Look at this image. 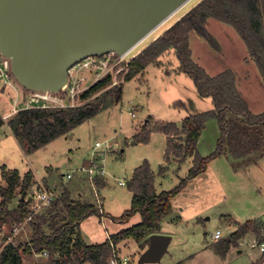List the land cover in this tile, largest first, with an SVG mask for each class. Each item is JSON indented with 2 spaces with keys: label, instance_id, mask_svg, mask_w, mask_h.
<instances>
[{
  "label": "rangeland",
  "instance_id": "rangeland-1",
  "mask_svg": "<svg viewBox=\"0 0 264 264\" xmlns=\"http://www.w3.org/2000/svg\"><path fill=\"white\" fill-rule=\"evenodd\" d=\"M200 1L192 2L127 56L125 61L114 70L101 71L102 76L100 77V72L97 70L77 65L72 70L73 78L68 82L71 88L50 95V99L30 103L34 92H25L18 82L17 85L21 90L24 89L25 93L20 94L21 97L17 104H15L14 92L0 93V134H2L0 136V159H3L10 167L17 169H23V166L28 162H32L34 169L39 170L41 176L46 175L47 168L52 167L58 182L55 179L51 181L47 178L36 179L44 182L49 188L58 191L61 189L60 195L64 192L70 193V187L73 188V186L81 184L82 190H86L85 198L81 201L95 204L93 189L88 184L87 176L82 175L81 168H85L82 167L85 160H91L97 152H101L104 157L105 179L109 184V190H102L101 186L98 187L103 209L105 213L113 217L123 215L132 206V194L128 186L121 187L119 183L127 182L128 180L124 177H130L133 170L144 160L149 161L156 175L159 174L166 148L164 135L155 132V134H151L147 144L131 145L133 124L136 121L132 117V112L140 111L138 117L140 121L142 120L140 127H143L146 122L152 126L159 123L182 124L183 120L190 115L214 109L212 99L200 96L193 79L180 71L179 60L174 48L169 49L160 57L159 67L154 65L148 67L146 79H137V81L143 82L142 85H135V83L126 85L122 98L116 96L111 101V103H119L85 121L70 131L66 135L67 137H61L45 148L32 152L28 149L30 146L26 145L25 147L19 143L22 147L19 146V149L25 155L22 156L21 152L14 149L13 146L11 147L12 139H5L2 130L4 129L6 132L10 119L23 109L61 110L97 102L102 92L95 93L88 99H83L82 95L108 75H112L113 83L103 93L113 87L121 89L125 82L120 74L127 72L132 58ZM206 28L216 44L214 45L197 33H192L191 50L194 61L212 76L227 70L236 73L238 88L249 108L255 114L263 113L264 81L244 40L233 26L217 18H209L206 21ZM120 68L123 70L125 68V71L117 73ZM74 86H76V90L72 92ZM177 102H183L187 108L175 107ZM146 113H148V117L145 116ZM6 116L8 117L5 118ZM219 137L218 122L216 120L209 121L198 143L197 151L200 157L206 158L216 151ZM177 138L176 143L179 144L181 141L179 137ZM96 143H101L102 147L95 150ZM121 153L124 156L122 160L118 158ZM193 165V159H186V162L181 166H178L177 163L173 164L167 176L158 180L161 183L160 187L166 191L176 188L183 179L188 177L189 170ZM69 174L72 175L71 180L67 179ZM34 176L36 177L35 174ZM101 179L104 183L105 180ZM0 185L6 186L2 177V166L0 167ZM187 185L172 199V215L161 228V231L166 233L164 235L173 238L169 253L161 264L183 262V264H252L253 258L259 257L261 254L264 255L260 249L261 244L264 243V227L261 238L250 232L231 246L239 250L249 249V251L242 254L229 251L222 259L211 253V250L215 249L220 252L222 249V244L219 247L217 245L222 240L229 238L231 233L229 225L233 228L234 225L245 224L248 220L264 218L260 215L264 210V157L253 159L248 163H241L230 156L218 157L209 163L206 172L189 180ZM76 189L73 188V190ZM17 192L12 208L17 207L21 198L20 190ZM47 209L42 210L39 214L44 213ZM131 224L132 222L128 226ZM2 226L5 225H0V241L14 235V231L9 226L6 225L7 229L5 228V230ZM128 226L124 225L122 228ZM49 227L45 226V231L48 234L51 232ZM30 228L29 225L25 226L15 236L14 241L11 242L9 239L8 243H25L32 232ZM82 228L89 238L92 237L99 241L105 239V233L114 234L117 230L112 222L109 223L103 219L100 223L97 217L85 220ZM217 231L222 232L223 238L216 243L213 235ZM117 248L120 253L131 257L135 264L147 249L141 250L139 244L133 240H125L119 243ZM263 260L257 258L253 264H261ZM23 261L24 264H52L49 255H24ZM68 264L77 263L72 260Z\"/></svg>",
  "mask_w": 264,
  "mask_h": 264
},
{
  "label": "trees",
  "instance_id": "trees-1",
  "mask_svg": "<svg viewBox=\"0 0 264 264\" xmlns=\"http://www.w3.org/2000/svg\"><path fill=\"white\" fill-rule=\"evenodd\" d=\"M209 18H217L236 29L246 43L264 81V0H201L138 52L129 62L127 72L120 74L124 82H129L147 67L156 64L169 49L174 48L180 71L193 79L200 96L212 99L213 110L186 117L181 127L176 123L152 126L146 122L135 137L137 142L147 144L152 133L165 134L166 163L171 161L172 156L181 161L193 157L194 165L190 168L188 177L176 188L158 193L155 186L156 174L149 161L145 160L135 169L128 182V189L133 193L131 208L121 217L112 218L116 223L127 224L134 216L140 215L141 221L111 235L105 242L93 245L84 241L80 225L92 216L102 217L103 214H100L94 204L70 200L69 193L64 192L49 209L38 214L28 224L32 230L30 242L8 243L4 247L0 253V264H24V255L32 256L44 251H48L52 264H68L72 260L77 264H106L118 244L125 240H133L139 244L141 250H145L150 244V237L160 233L162 222L172 214V199L186 187L189 180L206 172L212 160L230 156L241 163H248L264 157V112L255 114L249 108L238 88L236 73L227 70L212 76L193 59L192 33L216 44L206 28ZM112 83L113 77L108 75L84 92L83 99L102 92L95 103L61 110L23 109L10 119L8 125L21 145L30 146L28 149L32 152L40 150L114 105L111 101L116 96H122L123 86L121 89L109 88L103 93ZM25 91L28 92L26 89ZM175 107L185 108L186 105L177 102ZM211 120L218 122L220 137L216 151L203 158L198 154L197 147L207 123ZM177 137L181 141L179 144L176 143ZM166 171L167 166H161L159 174ZM2 177L6 186L0 185V225H7L13 231L32 212L26 199L34 181V173L28 171L22 176L18 170L10 171L2 166ZM97 183L102 186V179H98ZM18 190L21 198L17 207L12 208ZM45 226H50L52 232L48 234ZM263 227L264 222L261 220L239 224L228 239L218 243L217 247L220 244L223 247L217 253L225 256L231 246L250 232L261 238Z\"/></svg>",
  "mask_w": 264,
  "mask_h": 264
},
{
  "label": "water",
  "instance_id": "water-1",
  "mask_svg": "<svg viewBox=\"0 0 264 264\" xmlns=\"http://www.w3.org/2000/svg\"><path fill=\"white\" fill-rule=\"evenodd\" d=\"M188 0H0V52L26 90L57 94L92 56H124ZM172 238L153 234L137 264H156Z\"/></svg>",
  "mask_w": 264,
  "mask_h": 264
},
{
  "label": "built area",
  "instance_id": "built-area-1",
  "mask_svg": "<svg viewBox=\"0 0 264 264\" xmlns=\"http://www.w3.org/2000/svg\"><path fill=\"white\" fill-rule=\"evenodd\" d=\"M125 56H119L116 53H109L103 56H92L89 57L82 62L78 63L77 65H83L84 68H91L97 70L99 73V77L101 75V71L115 69L119 66L122 62L125 61ZM75 65L73 68L77 67ZM70 70L69 80L73 78L72 70ZM125 71V68H120L117 73H121ZM78 83V82H77ZM77 85V84H76ZM71 88V85H67L64 91H67ZM23 89V88H22ZM24 90V89H23ZM20 87L17 85V81L14 78L11 70V61L7 57L3 56L0 52V93L4 91L14 92L16 96L15 104L18 103L19 98L21 97L20 94L25 93ZM76 90V86L73 87L72 92ZM52 95L50 93H37L34 92L33 96L30 98V103L39 102L40 100H47L50 99L49 96ZM23 98V97H22ZM36 107V106H35ZM16 110V108L14 107ZM14 110V111H15ZM6 116L5 118H7ZM97 149L102 147L101 143H96ZM103 153L97 152L94 157L90 160V163L87 167L81 168L82 175L84 174L87 176V181L90 187L93 189V193L95 196V204L96 207L99 209L101 213L102 211V202L100 200V194L98 192V183L97 180L101 178H105L106 171L104 168V157L102 156ZM67 179L71 180L72 175H67ZM125 182H121V185H125ZM61 190V189H60ZM59 190V191H60ZM58 190L49 188L45 185L44 182L41 180H37L33 182L28 195L30 199L33 201L32 212L26 219V221L14 228V235L10 237V241L13 242L15 236L21 232L25 226H27L30 222L34 220V218L42 211L52 206V204L61 196ZM62 193V192H61ZM221 238V232L217 231L214 234V239L219 240ZM261 251L264 252V243L261 244ZM39 256H48V251H44L42 254H38ZM106 264H135L132 258L120 253L118 248H115L113 254L110 256Z\"/></svg>",
  "mask_w": 264,
  "mask_h": 264
},
{
  "label": "crops",
  "instance_id": "crops-1",
  "mask_svg": "<svg viewBox=\"0 0 264 264\" xmlns=\"http://www.w3.org/2000/svg\"><path fill=\"white\" fill-rule=\"evenodd\" d=\"M161 64V62H160V58L158 59V61H157V63L156 64H153L154 66H156V67H159V65ZM150 66H152V65H150ZM149 66V67H150ZM147 71H148V67L140 74V75H138L136 78H134L133 80H131V81H129V82H125L124 83V86H123V88H122V96H123V91H124V88L126 87V85H130V84H132V83H135V85H142V83L141 82H139V81H137V79H142V78H145L146 79V77H147ZM122 96H121V98H122ZM117 103H119V102H117ZM117 103H115V104H117ZM114 104V105H115ZM113 106V105H112ZM112 106L111 107H109L108 109H106V110H104V111H107V110H109V109H111L112 108ZM187 108V107H186ZM134 111V110H133ZM103 112V111H102ZM139 112L140 111H134V112H132V117H134V119H136V121L134 122V124H133V135H132V138H131V141H132V143H131V145L132 146H135V145H137V144H139V142H137L136 141V139H135V137H136V135L137 134H139L140 132H141V130H142V127H140V122L142 121H140V119H139V117H138V114H139ZM146 117H148V113H146V115H145ZM152 117V116H151ZM145 124V123H144ZM179 125V127H181V124H178ZM1 131V130H0ZM2 132H3V136H5V139L7 138V139H12V143H11V147L13 146V148L14 149H16L18 152H21L20 151V149H19V146L21 147V145L19 144V141H18V139L13 135V133H12V131H11V129L8 127L7 129H6V132H5V130L3 129L2 130ZM70 133V132H69ZM68 133V134H69ZM155 133H159V132H155ZM155 133H152V134H155ZM160 134H162V135H164V138L166 139V148H165V153H166V150H167V136L165 135V134H163V133H160ZM2 134H0V136H1ZM63 137H67L66 135L65 136H63ZM51 144V143H50ZM49 145V144H48ZM47 145V146H48ZM46 146V147H47ZM22 148V147H21ZM45 148V147H44ZM23 150V149H22ZM95 150H97V147H96V149ZM123 152V154H124V150L122 151ZM114 153V152H113ZM21 155L23 156L24 154H22V152H21ZM25 156V155H24ZM118 158L120 159V160H122L123 158H124V156L122 155V153L121 154H119V156H118ZM189 159H193V157H189V158H187V160H189ZM145 161V160H144ZM143 161V162H144ZM142 162V163H143ZM184 162H186V159L184 160V161H181L180 159H178V158H176V157H174V156H172L171 157V161L169 162V163H166L165 162V154H164V160H163V164H162V166H167V171L164 173V174H157L156 175V178H155V186H156V190H157V192L158 193H160V192H163V191H166V190H163L160 186H161V183L158 181L159 179H163V178H165L166 176H167V174H168V172H169V169H170V167L173 165V164H175V163H177L178 164V166H181L182 165V163H184ZM89 163H90V160H85L84 162H83V165H82V167H87L88 165H89ZM141 163V164H142ZM140 164V165H141ZM181 164V165H180ZM140 165H138L137 167H139ZM1 166H6L7 168H8V170H10V171H12V170H18L22 175H24L26 172H28V171H32L35 175H36V177L34 176V179H35V181H37V179H40V178H42V179H45V178H47V180H49V181H51L52 179H55L56 180V182H58V180L56 179V173L53 171V168L52 167H49V168H47V174L46 175H44V176H41V174H40V171L39 170H36V169H34V167H33V163L32 162H28L27 163V165H25V166H23V169L22 168H20V169H17V168H15V167H10L7 163H5V161L3 160V159H0V167ZM136 167V168H137ZM135 168V169H136ZM152 168V167H151ZM135 169L133 170V172H132V174H131V176L129 177V176H125L124 178L126 179V180H128L127 182H126V184L125 185H121V182L119 183V185L121 186V187H127L128 185V182L132 179V176H133V173H134V171H135ZM153 171V170H152ZM154 172V171H153ZM37 178V179H36ZM105 181H104V183L102 184V186H101V188H102V190H109L108 189V187H109V184H108V182H107V179H105V178H103ZM121 181H124V180H121ZM34 182V181H33ZM82 182L84 183V181L82 180ZM106 183V184H105ZM58 184V183H57ZM85 184V183H84ZM81 187V189H80V187ZM188 186V185H187ZM98 187H99V185H98ZM71 189L69 190L70 191V193H69V195H70V200H74V201H81L83 198H85V196L84 195H86V190H82V186H81V184H77V185H75V186H73V188H77L76 190H73V188L72 187H70ZM130 193L132 194V198H133V193L130 191ZM89 195H91L92 196V194H89ZM90 198V197H89ZM91 199V198H90ZM26 202H29V204L30 205H34L33 204V201L30 199V197H29V195L27 196V199H26ZM102 202V201H101ZM92 204H94V203H92ZM31 206V207H32ZM14 208H16V207H14ZM49 209V208H48ZM129 210V209H128ZM102 211H103V215H102V217L101 216H92V217H97L99 220H100V223H102V220L103 219H105L106 220V222H112V225H115L116 226V228H117V230L115 231V233L114 234H116V233H118L119 231H121L122 229H126V228H129V227H132V226H134V225H136V224H138L140 221H141V217H140V215H136V216H134L130 221H129V223H127V224H121V223H116V222H114L113 220H112V218H119V217H113V216H111L110 214H107V213H105V211H104V209H103V206H102ZM171 215L172 214H170L167 218H165L164 219V221L162 222V225L164 224V222L166 221V220H170V217H171ZM260 215L261 216H263L264 217V210H262V212L260 213ZM122 216V215H121ZM120 216V217H121ZM91 218V217H90ZM89 219V218H88ZM173 220V219H172ZM252 220H263L264 221V218L262 219V217H258V218H255V219H252ZM248 221H250V220H248ZM132 222V224H131V226H128L130 223ZM247 222V221H246ZM85 224V221L84 222H82L81 223V225H80V232H81V235H82V237H83V239H84V241L88 244V245H93V244H99V243H103V242H105L106 240H108V238L111 236V235H113V234H110V233H105L106 235H105V239H103V240H97V239H93L92 237L91 238H89L86 234H85V232H84V229L82 228V226ZM239 224H241V223H239ZM238 224V225H239ZM124 225H127L128 227H125V228H122V226H124ZM238 225L236 224V225H234L233 226V228H231L232 226L231 225H229L230 226V230H231V233L232 232H234L237 228H238ZM3 227V230H5V228L7 229V226L5 225V226H2ZM162 228V227H161ZM107 230V229H106ZM1 231V230H0ZM30 231H31V228H30ZM52 232V231H51ZM30 233H32V232H30ZM230 233V234H231ZM159 234H166L165 232H162V231H160V233ZM10 237V236H9ZM9 237H6V238H3V240L2 241H0V253L2 252V250L4 249V247L8 244V242H9ZM171 238H172V236H171ZM222 238H223V234H222V232H221V238L219 239V240H215L214 239V235H213V239H214V241L217 243V242H220L221 240H222ZM30 240H31V234H30V236L28 237V239H26V242H30ZM172 240H173V238H172ZM4 241V242H3ZM3 242V243H2ZM171 243H172V241H171ZM170 246H171V244H170ZM170 246H169V248H170ZM169 248H168V251H167V253L163 256V258L161 259V261L159 262V263H156V264H161V262H162V260L164 259V257L169 253ZM212 248V247H211ZM207 249V248H206ZM213 249V248H212ZM229 251H232V252H236V253H239V254H242L243 252H245V251H249V249H236V248H234V247H231L230 248V250ZM228 251V252H229ZM251 252V251H250ZM211 253H212V255H214V256H218L219 258H223V257H221L218 253H217V251H215V249H214V251L213 250H211ZM35 255H37V256H39L38 254H36V253H34ZM225 257V256H224ZM258 258V260H261V259H264V255L263 254H261V256H259V257H256V258H253V260H252V264H253V262L256 260ZM184 263V262H183ZM80 264H91V263H89V262H86V263H80ZM261 264H264V260L262 261V263Z\"/></svg>",
  "mask_w": 264,
  "mask_h": 264
},
{
  "label": "bare ground",
  "instance_id": "bare-ground-1",
  "mask_svg": "<svg viewBox=\"0 0 264 264\" xmlns=\"http://www.w3.org/2000/svg\"><path fill=\"white\" fill-rule=\"evenodd\" d=\"M195 0H188L184 3L173 15H171L166 21H164L159 27H157L152 33H150L146 38L140 41L136 46H134L131 50H129L124 56H129L132 52H134L137 48H139L143 43H145L153 34H155L158 30L164 27L167 23H169L173 18H175L178 14H180L185 8H187L192 2Z\"/></svg>",
  "mask_w": 264,
  "mask_h": 264
}]
</instances>
